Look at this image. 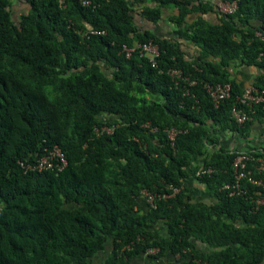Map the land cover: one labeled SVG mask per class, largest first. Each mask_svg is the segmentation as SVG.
<instances>
[{
    "label": "trees",
    "instance_id": "obj_1",
    "mask_svg": "<svg viewBox=\"0 0 264 264\" xmlns=\"http://www.w3.org/2000/svg\"><path fill=\"white\" fill-rule=\"evenodd\" d=\"M15 1L0 0V264H91L108 242L104 264L168 255L175 264H264V206L254 210L255 187L224 189L238 150L216 136L246 138L264 112L256 107L243 126L230 118L240 89L226 73L235 60L264 69L254 36L264 31V0H238L229 16L213 0H21L28 10L18 18ZM171 8L173 35L154 34L150 26ZM193 13L217 23L187 24ZM149 41L159 48L157 68L120 51ZM170 69L196 82L194 97ZM204 82L231 83V98L215 108ZM254 85L264 87L262 77ZM104 114L117 120L103 123ZM112 125L111 134L95 131ZM171 128L181 131L173 142ZM54 146L67 166L39 172L37 161ZM199 168L212 172L196 177ZM257 177L264 181V169ZM192 180L204 187L201 199ZM167 185L179 193L144 208L142 192L161 196Z\"/></svg>",
    "mask_w": 264,
    "mask_h": 264
},
{
    "label": "built area",
    "instance_id": "obj_2",
    "mask_svg": "<svg viewBox=\"0 0 264 264\" xmlns=\"http://www.w3.org/2000/svg\"><path fill=\"white\" fill-rule=\"evenodd\" d=\"M59 2L61 3L62 0H59ZM78 2L82 6H89L91 1L78 0ZM237 2L238 0H233L231 2H223L221 0L212 1L216 11L221 16H229L234 14L238 8ZM91 33L99 34L95 31ZM254 36L264 46V31H256ZM120 51L126 58H131L133 55H137L140 58L148 60V63L151 67H158L157 59L160 56L159 48L151 41L146 43H134L132 46L122 45ZM261 58H264V49L259 54L258 61ZM167 74L176 85L179 84L180 81H183L184 85L186 86L184 95L194 97L193 94L190 95V88L196 85L195 81H192L188 77H185L180 70L170 69L168 70ZM262 81L264 82V74L262 75ZM202 87L215 108H218L224 101L230 99L232 96V85L229 82L216 84L204 82L202 84ZM256 107H261L262 109H264V87L259 88L255 85L245 87L241 89L240 93L235 97V103L230 110V118L238 126H243L246 122L252 120L250 114L255 113ZM143 127L151 134L157 132V128L151 127L148 123H145ZM114 128L115 125L102 126L99 130L95 129V131L97 133L105 132L107 134H111ZM179 133H181L180 130L171 128L167 130V137L171 142H173L175 137ZM48 153V155L43 156L37 161L35 169H37L39 172H60L67 166V159L59 147L54 146L53 149ZM261 153L263 152L257 151V155H262ZM250 164L253 166V168L248 167ZM231 167L233 174V183L224 186V189L229 191V195L242 193V186L247 184L255 187L258 191L257 198L252 199L254 210H257L259 207L264 206V181L257 177L259 171L264 169V156L254 157L244 151H238L236 152L235 158L232 161ZM28 168L33 170L34 167L29 166ZM211 172V169L199 168L196 172V177H200L203 174ZM166 189L169 190V193H163L161 196L153 195L147 190H144L140 199L145 206L154 209L155 197H160L161 199L166 200L174 197L179 193V189L171 185H167ZM153 252V250H150L148 253L151 254Z\"/></svg>",
    "mask_w": 264,
    "mask_h": 264
},
{
    "label": "crops",
    "instance_id": "obj_3",
    "mask_svg": "<svg viewBox=\"0 0 264 264\" xmlns=\"http://www.w3.org/2000/svg\"><path fill=\"white\" fill-rule=\"evenodd\" d=\"M28 10V7L24 4V1L16 0L13 7V16L18 18L21 14H24ZM167 13L161 18V20L156 23V25H151L150 29L152 32L158 36H168L171 37L174 33L173 25L169 21V17L172 15H177L175 9H169ZM202 17L204 20H207L211 23H217L215 16L202 15L201 13H193L185 18V22L190 24ZM162 21L161 24H159ZM186 24V25H187ZM163 26L164 31L158 33L156 28L158 26ZM153 26V27H152ZM155 26V27H154ZM183 27V26H182ZM186 48L190 54H197L198 49L186 42ZM218 60H214L216 63ZM227 76L230 80L234 81L238 88L241 90L245 87L254 85L257 78L262 77L264 74V69L256 65L247 66L241 64L239 60H235L229 64L226 68ZM220 133V132H219ZM217 134L219 137V144L223 145L227 149L246 151V150H264V112H261L256 119L252 121L249 133L246 138L241 137L238 134H231L230 132H223L222 134Z\"/></svg>",
    "mask_w": 264,
    "mask_h": 264
},
{
    "label": "rangeland",
    "instance_id": "obj_4",
    "mask_svg": "<svg viewBox=\"0 0 264 264\" xmlns=\"http://www.w3.org/2000/svg\"><path fill=\"white\" fill-rule=\"evenodd\" d=\"M161 23H162V21L159 24H161ZM172 25L174 27L173 29H175V25L173 23H172ZM164 30H166V29H164V27L162 25L161 26L159 25L156 28V31L158 33H160V31H164ZM98 119H100L103 123H111V122H114L117 120V118L111 117V116L105 115V114L101 115ZM189 185L194 189L193 197L195 199H199V198L201 199V197H204L206 192H205L203 186H201L199 183H197L194 180L190 181ZM140 202L143 204L144 208L148 209V207L145 206L142 201H140ZM161 231H162L161 233L164 234V229H162ZM197 248L200 251H205V252H208V250H209L207 247L201 245L200 243L197 244ZM110 249H111V244H110V242H108L106 244L105 249L91 259V264H104L105 260L109 257ZM143 257H144V261H143L144 264H149V263L150 264H175V261L177 259L176 256H171V255H168L165 258H160V259H156V260H153V259L147 260V258L145 256H143Z\"/></svg>",
    "mask_w": 264,
    "mask_h": 264
},
{
    "label": "clouds",
    "instance_id": "obj_5",
    "mask_svg": "<svg viewBox=\"0 0 264 264\" xmlns=\"http://www.w3.org/2000/svg\"><path fill=\"white\" fill-rule=\"evenodd\" d=\"M149 251H150V250H149ZM149 251H148V252H149Z\"/></svg>",
    "mask_w": 264,
    "mask_h": 264
}]
</instances>
